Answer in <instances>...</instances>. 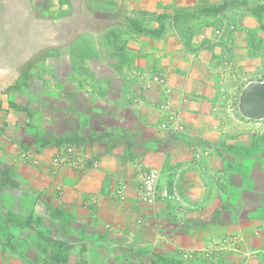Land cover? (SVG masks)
Segmentation results:
<instances>
[{"label": "crops", "instance_id": "obj_1", "mask_svg": "<svg viewBox=\"0 0 264 264\" xmlns=\"http://www.w3.org/2000/svg\"><path fill=\"white\" fill-rule=\"evenodd\" d=\"M195 4L0 0V178L11 182L0 189V216L35 219L59 246L44 255L47 241L35 229L9 226L0 232V264L50 254L65 264H264V119L247 121L231 103L236 87L264 74V32L245 9H230L223 25L198 15L188 37L172 15H154ZM33 15H62L51 42L41 39L46 18ZM151 74L164 79L184 134L157 127L163 90H142ZM69 137L83 140L98 166L53 177L54 142ZM23 149L38 155L37 167L19 160ZM143 169L158 171V186L179 203H142ZM231 235L240 238L237 251L190 255ZM14 240L26 249L11 251Z\"/></svg>", "mask_w": 264, "mask_h": 264}, {"label": "built area", "instance_id": "obj_2", "mask_svg": "<svg viewBox=\"0 0 264 264\" xmlns=\"http://www.w3.org/2000/svg\"><path fill=\"white\" fill-rule=\"evenodd\" d=\"M142 90L149 91L154 85H158L162 88L161 100L158 103L160 111L165 113V117L162 122L158 124V128L164 132H170L174 135H182L185 133V127L179 120L177 114L170 110L169 101V89L166 88V83L159 75L151 74L150 76L143 78ZM244 118V117H243ZM246 119V118H244ZM247 121H252L248 120ZM261 121V120H258ZM19 160L30 167H37L40 163V159L36 153L30 149H23L19 153ZM98 166L97 160H91L84 149L80 146L67 145L59 147L56 153L50 159V169L53 177L57 172L63 168H73L80 172H85L89 169L96 168ZM158 171L154 169H143L140 172L139 183L137 187V195L139 200L147 205H154L159 201L169 203H179L180 198L168 188H160L158 186ZM117 198L122 200L123 194L121 190L117 192ZM240 238L231 235L226 237L220 244H213L206 248L191 253L190 255L195 259H214L220 252L230 249L231 251H237L239 247Z\"/></svg>", "mask_w": 264, "mask_h": 264}, {"label": "rangeland", "instance_id": "obj_3", "mask_svg": "<svg viewBox=\"0 0 264 264\" xmlns=\"http://www.w3.org/2000/svg\"><path fill=\"white\" fill-rule=\"evenodd\" d=\"M228 1V6L225 8V10L219 14H213L211 16H214L217 21H220L221 25L224 24L225 19L227 20L226 15H232L233 11L230 9H236L240 10L241 12H244L245 10L249 12V14L253 15L255 19L258 21V30H262L264 32V0H197V4L193 6H187V7H175L172 5L170 9H164L162 7H159L157 12L154 15H161L158 17L160 20L163 15H172V18L178 25V28L180 29V32L183 36L188 37V35H191L193 32H195L196 27L199 26V23H195L194 20L197 18L198 15H205L202 14L203 9H207L208 5L207 3H211L214 5H221L224 2ZM235 1V2H232ZM235 3L245 5L246 7H236V8H229L231 5L233 6ZM245 9V10H244ZM244 10V11H243ZM232 12V14H231ZM223 15V17L218 18L217 16ZM61 15H33L35 18H46L43 20H47L45 22H48L47 24H44L46 27L48 26L47 32L42 36V43L43 45L47 42H51L52 39V30L55 31L56 22L58 21V18ZM223 18H225L223 20ZM223 20V21H222ZM1 22V20H0ZM31 22V15H29V23ZM58 23V22H57ZM47 38V39H46ZM264 54V53H263ZM19 53L15 55V58L18 57ZM1 59V58H0ZM264 59V56L263 58ZM0 76H5L4 68H0ZM261 82L264 81V74L260 75L258 77ZM1 80V78H0ZM7 85V84H6ZM12 85V84H11ZM242 85H240L241 88ZM18 88V86H17ZM4 89L5 85L1 84L0 82V109H1V103H3V100L1 99L2 96H4ZM6 91V90H5ZM241 89L238 87L235 88V95L232 97V106L235 108L237 113H239L238 110V102H239V96L241 94ZM18 96L17 98H19ZM240 114V113H239ZM241 115V114H240ZM2 129V125L0 124V130ZM29 147V146H28Z\"/></svg>", "mask_w": 264, "mask_h": 264}, {"label": "trees", "instance_id": "obj_4", "mask_svg": "<svg viewBox=\"0 0 264 264\" xmlns=\"http://www.w3.org/2000/svg\"><path fill=\"white\" fill-rule=\"evenodd\" d=\"M232 2H235V1H232ZM207 5H208L207 9H203L202 14H205V15H213L214 14L215 15V14H219V13L223 12L225 10V8H227L228 1L222 3L221 5H214L211 3L210 4L207 3ZM225 5H227V6H225ZM236 7L245 8L246 6L242 5V4H238V3H235L233 6L231 5V7L229 6V8H236ZM162 19H163V17L160 19V21ZM45 53L46 52H41V53L37 54L36 56H34V58H33L34 62L33 63H35V60H37V59L38 60L43 59L45 57ZM17 86H18V88L20 86L19 80L17 82H15V87L17 88ZM83 143H84L83 140H74V139H72V137H69L67 139H62V140L57 139L54 142V144L56 145L57 148L62 147V146H67V145L79 146ZM8 183L11 184V182L4 179V176H1V178H0V189L3 188L5 185H8ZM36 223H37V221L35 219H32V218H29V219H27L26 222L22 223V222L18 221L17 219H14V218H3L2 216H0V232H4L5 230H7V228L9 226L16 227L19 229L28 228V229L34 230L35 227L32 224H36ZM37 235H38V238L40 241H43V242L47 241L45 243V245H40L41 251L43 252L44 255L47 254V249H51L53 247H59L58 245L53 244L49 240V238L46 235L42 234L41 232L37 231ZM8 247L11 251H15V250L20 249V252H23L26 249L25 245L21 244L17 240L9 242ZM27 260H28L29 264H65V259L63 258V255H61V254H58V255L50 254L49 258H44V257L38 256L35 258H31V259L27 258Z\"/></svg>", "mask_w": 264, "mask_h": 264}, {"label": "water", "instance_id": "obj_5", "mask_svg": "<svg viewBox=\"0 0 264 264\" xmlns=\"http://www.w3.org/2000/svg\"><path fill=\"white\" fill-rule=\"evenodd\" d=\"M238 110L248 120L264 119V81L252 82L242 90Z\"/></svg>", "mask_w": 264, "mask_h": 264}]
</instances>
